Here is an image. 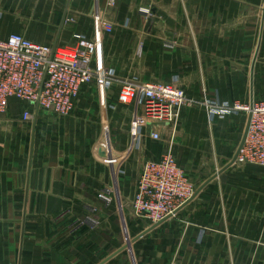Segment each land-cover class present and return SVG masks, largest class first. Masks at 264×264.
Instances as JSON below:
<instances>
[{
  "label": "crops",
  "instance_id": "0c3cea01",
  "mask_svg": "<svg viewBox=\"0 0 264 264\" xmlns=\"http://www.w3.org/2000/svg\"><path fill=\"white\" fill-rule=\"evenodd\" d=\"M20 2L4 0L7 11H23L27 26L53 29L26 38L3 26L14 18H0V40L18 34L60 46L74 45L80 35L102 42L98 16L112 24L113 34L105 33L107 47L98 50L94 68L105 69L110 54L119 56L116 44L126 49L137 42L143 82L171 80L189 98L203 93L210 108L181 109L175 126L157 125L161 139L153 141V127L138 126L141 109L120 104L118 92L107 98L109 86L102 94L94 83L99 99L82 94L84 87L68 116L34 111L28 123L21 120L25 105L11 99L0 114V234L9 220L20 221L11 264H261L264 168L235 163L223 181L219 175L247 128L246 114L232 107L251 102V64L259 42L257 59H264V22L262 33L261 19L243 22V0ZM165 40L170 50H164ZM258 60L253 100L264 101L254 99L257 63L264 65ZM168 149L199 192L173 218L133 241L149 222L126 206L142 164ZM105 189L116 192L109 205L99 198Z\"/></svg>",
  "mask_w": 264,
  "mask_h": 264
},
{
  "label": "built area",
  "instance_id": "2783aa9c",
  "mask_svg": "<svg viewBox=\"0 0 264 264\" xmlns=\"http://www.w3.org/2000/svg\"><path fill=\"white\" fill-rule=\"evenodd\" d=\"M116 1L108 0L111 6ZM94 22L100 31L111 29V24L98 16H94ZM100 43L98 38L91 41L80 36L72 47L48 46L18 34L0 40V114L15 99L25 105L21 116L24 123L33 120L34 111L65 117L73 112L84 87L95 83L103 94L109 73L93 67ZM118 102L141 109L138 126L153 127V141L161 139L157 125L175 126L181 109L196 105L210 108L207 100L197 102L177 86L128 80L120 83ZM232 110L248 118L235 163L264 168V101L236 103ZM113 193L105 189L99 198L109 205ZM195 194L194 186L168 149L158 160L142 164L134 197L126 207L134 217L148 220L151 227L173 218Z\"/></svg>",
  "mask_w": 264,
  "mask_h": 264
},
{
  "label": "rangeland",
  "instance_id": "374dc122",
  "mask_svg": "<svg viewBox=\"0 0 264 264\" xmlns=\"http://www.w3.org/2000/svg\"><path fill=\"white\" fill-rule=\"evenodd\" d=\"M244 4V14H243V22H260L261 19V13L263 11L264 5L263 0H243ZM108 5L111 6L108 2ZM19 6H23L22 0L19 4ZM7 4L4 3V0H1L0 5V18H14L12 19L14 22H2L5 25H12L13 28H9L14 31V33H21L23 36L28 38L31 36H38L43 37L44 32H50V27H38V26H27V22H23V19L21 18L23 16V11L15 10L13 12L7 11ZM143 14L147 17L152 16V12L150 10H142ZM19 20L20 22H17ZM106 21V20H105ZM111 24V23H110ZM7 28V27H6ZM105 33L108 35L113 34V26L111 24L110 30L103 31V43H100V48H102L103 52L106 50L107 47L106 44V38ZM80 37V35L78 36ZM30 38V37H29ZM58 45L63 47H72L71 44H65V43H59ZM139 47V44L131 43L129 44L128 48H124V44H116L115 49L119 56H114V54H110V58L108 59V65L106 64V61L104 62V68L109 73L110 80L108 82L109 86V92L107 95V98H111L118 92V88L120 87V83L123 80L128 81H145L143 78V75L141 74L140 69V57L139 53L135 54V48L134 46ZM164 50H170V41H164ZM167 49V50H166ZM262 50H260L259 55L261 57H264V35H263V42H262ZM128 57V58H127ZM113 59V60H111ZM256 78H257V84H256V90L254 99L255 100H264V65L257 63L256 68ZM155 84H161V85H172L171 80L168 82H155ZM89 88L83 92L82 94L88 95L86 97L90 99H99V96L95 90V84H91L88 86ZM82 94L79 96L82 97ZM193 94L197 95L194 96L195 101L203 103L204 100L209 101L208 97H206L201 92H193ZM84 97V96H83ZM116 194V192H115ZM167 222V221H165ZM20 226L19 218L14 219V221L9 220L3 228L2 234H0V260L4 262V264H11V260L13 258H16V244H17V238H18V227ZM150 227V226H149ZM264 242V237L263 240ZM261 258H264V251L260 252ZM261 264H264V261H261Z\"/></svg>",
  "mask_w": 264,
  "mask_h": 264
},
{
  "label": "water",
  "instance_id": "95a60500",
  "mask_svg": "<svg viewBox=\"0 0 264 264\" xmlns=\"http://www.w3.org/2000/svg\"><path fill=\"white\" fill-rule=\"evenodd\" d=\"M263 4H264V2H263ZM264 20V8H263V12H262V17H261V33H262V26H263V21ZM261 36V35H260ZM259 45H260V42L258 43V46H257V48H256V51H255V55H254V57H253V61H252V64H251V90H250V101L251 102H253V90H252V80H253V69H254V65H255V63H256V61L258 60L257 59V56H258V52H259ZM258 61H260V62H264V59H259ZM245 135V134H244ZM244 138V137H243ZM99 156H101V157H105L106 156V151H105V149L104 148H100L99 149ZM235 159H236V155L234 156V158H233V160L226 166V168H224L223 169V171L221 172V175H222V173H223V176H221V175H219V179L220 180H224L225 179V177H226V175H225V173H226V170H227V168H229V167H231V166H233L234 164H235ZM218 177V176H217ZM211 181V180H210ZM209 181V182H210ZM198 192H199V190L198 191H196V194H198ZM196 194L194 195V197L196 196ZM193 197V198H194ZM193 198H192V200H193ZM192 200H190L189 202H191ZM189 202H187L185 205H183V207H185ZM159 225H154V226H151V227H149L145 232H143V233H141L138 237H136L133 241H135V240H137L138 238H140V237H142L143 235H145L146 233H148L150 230H152V229H154V228H156V227H158Z\"/></svg>",
  "mask_w": 264,
  "mask_h": 264
},
{
  "label": "bare ground",
  "instance_id": "6f19581e",
  "mask_svg": "<svg viewBox=\"0 0 264 264\" xmlns=\"http://www.w3.org/2000/svg\"><path fill=\"white\" fill-rule=\"evenodd\" d=\"M240 145H241V144H240ZM239 148H240V146H239ZM239 148L237 149L236 156H237V153H238Z\"/></svg>",
  "mask_w": 264,
  "mask_h": 264
}]
</instances>
